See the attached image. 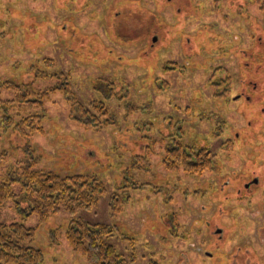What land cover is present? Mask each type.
Listing matches in <instances>:
<instances>
[{"label":"rangeland","instance_id":"rangeland-1","mask_svg":"<svg viewBox=\"0 0 264 264\" xmlns=\"http://www.w3.org/2000/svg\"><path fill=\"white\" fill-rule=\"evenodd\" d=\"M261 5L264 0H0V79L22 85L31 64L46 70L38 60L52 59L47 71L59 78L31 90L67 83L77 105L104 101L115 119L86 129L70 119L71 105L57 90L32 109L46 115L43 132L24 137L0 127V152L18 147L0 159V171L29 155L38 159L37 169L96 176L106 189L91 208L63 210L44 223L35 214L23 221L9 200L0 222L37 228L42 264H87L64 237L71 218L111 226L109 243L128 264H264ZM102 81L113 82L123 99L108 98ZM182 134L185 144L216 155L215 170L201 180L164 166L166 136ZM255 176L261 182L245 193ZM246 249L248 259L241 257Z\"/></svg>","mask_w":264,"mask_h":264},{"label":"trees","instance_id":"trees-1","mask_svg":"<svg viewBox=\"0 0 264 264\" xmlns=\"http://www.w3.org/2000/svg\"><path fill=\"white\" fill-rule=\"evenodd\" d=\"M263 9L264 5H261V10ZM157 18L159 17L155 15L154 19ZM142 24L146 27L147 22H140L141 27ZM38 61L47 69L54 66L53 60L49 58ZM38 68L34 63L30 65V71L22 85L15 81L0 79V127H5L6 131L10 129L13 132L17 131L24 137L43 132L46 115L33 112L32 109L44 106L50 97L49 92L57 90L64 93L71 105L70 119L76 120L86 129L99 130L115 124V119H111L109 107L104 101L91 102L89 109L79 106L76 98L69 94L67 83H59L46 91L31 90L40 80L59 78V75L49 74L47 69ZM102 86L107 87L106 93L103 88L98 87L97 90L103 91L108 98L117 95L118 99H123L122 91H116L113 82L102 81ZM165 88L159 87L162 90ZM4 90L15 92V96L3 99L1 94ZM183 136V134L178 135V138H172L174 135L166 136L168 142L163 159L166 170L170 173L183 171L188 175H202L206 171L215 170L216 155H212L209 149L201 148L197 143L185 144ZM17 150L18 147L3 148L0 159L6 161L8 154L11 152L16 154ZM24 151L32 153L31 148H24ZM30 157L28 155L23 159L18 158L7 167V172L0 171V208L9 200H13L23 221L35 214L40 222L44 223L50 216L63 210L73 215L78 209L96 205L106 191L103 182L96 176L61 175L52 170L37 169L35 166L38 159ZM17 185L19 193L15 191ZM116 197L113 199L114 207L121 210V205L116 204L119 201ZM23 204L24 206H21ZM36 233L37 228H29L24 222L10 224L0 222V264H42L44 253L34 246ZM112 235L113 229L107 224H91L75 218H71L64 233L72 250L84 257L87 264H128L124 256L118 254L109 243ZM51 238L55 244L59 242L56 235L53 234Z\"/></svg>","mask_w":264,"mask_h":264},{"label":"flooded vegetation","instance_id":"flooded-vegetation-1","mask_svg":"<svg viewBox=\"0 0 264 264\" xmlns=\"http://www.w3.org/2000/svg\"><path fill=\"white\" fill-rule=\"evenodd\" d=\"M174 0H168V3L169 4H173ZM185 5H181L180 7H177L175 8L177 12H181L183 9H184ZM203 175H205L204 173L202 175H193L192 177L195 179V180H201V178L203 177ZM263 175V174H262ZM264 177V176H262ZM261 182V176H255L254 178H252L251 180L247 181L246 182V185L244 184V189H242L245 193H248V192H253L255 191L254 190V187H257L258 184ZM241 190V191H242ZM240 191V190H238ZM245 219L247 220V218L245 217ZM244 219V220H245ZM244 222V221H243ZM245 225H247V221L244 222ZM218 233H221V230H218ZM260 244H264V241L261 240ZM246 252H242V255L241 257H245L244 259H248L246 258L249 254H248V251L249 249H246L245 250ZM236 258V257H235ZM261 260L264 262V258H261ZM261 261V262H262ZM232 264H236V263H232ZM246 264H249L248 262H246Z\"/></svg>","mask_w":264,"mask_h":264},{"label":"water","instance_id":"water-1","mask_svg":"<svg viewBox=\"0 0 264 264\" xmlns=\"http://www.w3.org/2000/svg\"><path fill=\"white\" fill-rule=\"evenodd\" d=\"M156 39H157V38L155 37V38H154V41H156Z\"/></svg>","mask_w":264,"mask_h":264}]
</instances>
